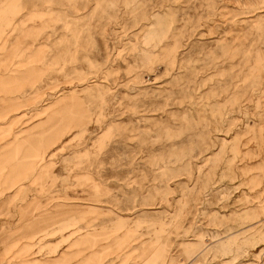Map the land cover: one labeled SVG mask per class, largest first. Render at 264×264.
Returning <instances> with one entry per match:
<instances>
[{"label":"rangeland","instance_id":"1","mask_svg":"<svg viewBox=\"0 0 264 264\" xmlns=\"http://www.w3.org/2000/svg\"><path fill=\"white\" fill-rule=\"evenodd\" d=\"M1 152L0 264H264V0H0Z\"/></svg>","mask_w":264,"mask_h":264},{"label":"crops","instance_id":"2","mask_svg":"<svg viewBox=\"0 0 264 264\" xmlns=\"http://www.w3.org/2000/svg\"><path fill=\"white\" fill-rule=\"evenodd\" d=\"M2 160L4 161V172H9L8 176L9 181H13L14 183L8 185L9 187H23L27 189L33 188H41L45 187L43 185L42 175L38 172L43 171L42 159L40 155L30 154V156L14 154V155H5L1 152ZM42 168V169H41ZM48 199H46L47 201ZM45 204L48 205L49 202ZM11 200L10 198L4 200L0 205V212H5L8 208H10ZM43 205V201L41 198L37 196H32L25 200L22 204H20L18 210L20 218L22 219V227L14 228V227H4L5 233H10L13 230H25L21 231V235H34V230L37 229L38 224L34 222L36 220V215L45 211V217H51L52 209L50 206ZM45 207V208H44ZM19 215L17 218L19 219Z\"/></svg>","mask_w":264,"mask_h":264}]
</instances>
